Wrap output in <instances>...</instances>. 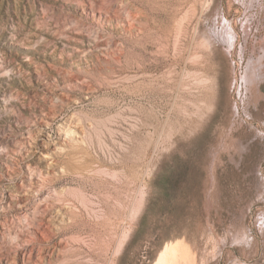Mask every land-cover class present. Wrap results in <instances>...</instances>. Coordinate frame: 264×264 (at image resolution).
<instances>
[{
	"label": "rangeland",
	"instance_id": "obj_1",
	"mask_svg": "<svg viewBox=\"0 0 264 264\" xmlns=\"http://www.w3.org/2000/svg\"><path fill=\"white\" fill-rule=\"evenodd\" d=\"M264 264V0H0V264Z\"/></svg>",
	"mask_w": 264,
	"mask_h": 264
},
{
	"label": "bare ground",
	"instance_id": "obj_2",
	"mask_svg": "<svg viewBox=\"0 0 264 264\" xmlns=\"http://www.w3.org/2000/svg\"><path fill=\"white\" fill-rule=\"evenodd\" d=\"M157 264H195V257L186 246L179 243L168 247Z\"/></svg>",
	"mask_w": 264,
	"mask_h": 264
}]
</instances>
